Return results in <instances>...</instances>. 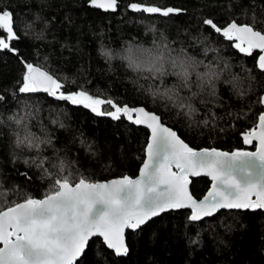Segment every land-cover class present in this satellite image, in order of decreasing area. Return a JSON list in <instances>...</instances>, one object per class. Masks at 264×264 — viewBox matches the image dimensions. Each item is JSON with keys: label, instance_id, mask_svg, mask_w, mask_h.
Returning <instances> with one entry per match:
<instances>
[{"label": "trees", "instance_id": "trees-1", "mask_svg": "<svg viewBox=\"0 0 264 264\" xmlns=\"http://www.w3.org/2000/svg\"><path fill=\"white\" fill-rule=\"evenodd\" d=\"M89 1L0 0V10L13 13L18 37L11 41L15 52L0 50L3 207L29 196L43 198L61 175V164L73 183L80 177L92 182L134 177L148 140L145 128L123 118L97 116L43 93H21L24 62L54 76L62 85L58 93L85 91L154 112L193 149L254 148L244 145L242 134L264 110L258 53L240 52L204 20L220 28L235 21L264 33V0H117L113 12L91 8ZM133 3L181 11L137 12L129 7ZM160 53L169 71L170 57L198 62L188 87L176 76L156 78L130 65L135 60L143 66ZM166 89L179 99H167ZM101 108L111 110L107 104ZM18 138L25 142L18 144ZM209 185L206 177L193 178L190 192L200 198ZM189 213L169 211L127 230V255H115L94 237L77 264H264V211L221 210L197 222L189 221Z\"/></svg>", "mask_w": 264, "mask_h": 264}, {"label": "snow or ice", "instance_id": "snow-or-ice-1", "mask_svg": "<svg viewBox=\"0 0 264 264\" xmlns=\"http://www.w3.org/2000/svg\"><path fill=\"white\" fill-rule=\"evenodd\" d=\"M90 6L115 11L117 0H90ZM129 7L162 16L181 11L136 3ZM204 24L226 39L238 41L233 46L246 55H251L253 49L264 52V33L252 25L232 22L222 29L211 19H205ZM0 30L5 33L0 37V50L15 52L11 41L18 37L13 13L8 10H0ZM167 63L171 71L165 66L164 53L150 58L143 66L130 61L136 70L150 72L161 79L173 75L188 87L198 62L191 57H170ZM258 66L264 70V55L259 56ZM24 67L21 93L43 91L57 99L83 105L97 116L106 115L112 120L126 118L146 126L150 136L146 159L136 179L125 175L108 182H92L80 177L73 183L71 174L63 175L61 164V175L55 178L42 199L29 196L7 207L0 205V264H77L94 236L102 237L117 256L127 255L125 230H135L169 209L190 208L191 221L211 216L221 208L264 209V112L260 113L258 123L243 134L246 144L257 141L255 152L196 151L165 127L159 116L142 107L118 106L112 100L94 98L85 91L57 96L62 88L57 79L30 63L24 62ZM162 95L169 100L179 99L174 89H166ZM259 102L264 105V97ZM104 104L114 111L102 110ZM187 107L192 111L191 105ZM24 142L17 140L18 144ZM28 146H32L31 140ZM201 175L209 177L212 186L197 201L188 190L189 176ZM3 195L0 193V197Z\"/></svg>", "mask_w": 264, "mask_h": 264}, {"label": "water", "instance_id": "water-1", "mask_svg": "<svg viewBox=\"0 0 264 264\" xmlns=\"http://www.w3.org/2000/svg\"><path fill=\"white\" fill-rule=\"evenodd\" d=\"M89 6H90V1H89ZM91 8H94V9H98V10H101V11H105V10H103V9H100V8H95V7H92V6H90ZM109 12H113V11H111V10H109ZM232 22H235V21H231V22H229L228 24H230V23H232ZM236 23V22H235ZM227 24V25H228ZM238 24V23H237ZM227 25H225L224 27H226ZM238 25H245V24H238ZM224 27H222V29L224 28ZM219 35H221L222 37H224L222 34H220L219 33ZM225 38V37H224ZM226 39V38H225ZM226 40H228V39H226ZM231 41H233L234 43H238V41H235V40H231ZM245 47H246V45H245ZM253 52H257L258 53V55H257V59H256V65H257V68L259 69V70H261L260 68H259V66H258V59H259V56L260 55H264V52H261L259 49H253L252 50ZM33 66H35V67H38V66H36V65H33ZM40 68V67H39ZM43 70V69H42ZM25 71H26V69H25ZM43 71H45V70H43ZM261 71H264V70H261ZM50 74V73H49ZM51 75V74H50ZM54 77V76H53ZM55 78V77H54ZM34 93H43V94H47V95H49L47 92H43V91H38V92H34ZM60 93H58L57 92V96L59 95ZM66 95V94H65ZM50 97H52V98H54V99H57L56 98V96H52V95H49ZM261 97H264V93L261 95ZM57 100H61V99H57ZM67 101V100H66ZM122 106H125V105H122ZM129 107V106H128ZM142 106H136V107H130V108H141ZM263 107H264V105H263ZM142 108H144V107H142ZM145 109V108H144ZM110 111H114V109H112L111 108V110ZM145 111H147V112H149V113H153V114H155L154 112H150V111H148V110H146L145 109ZM262 112H264V110L262 111ZM155 115H157V114H155ZM157 116H159V115H157ZM101 117H105V118H109V119H111L109 116H106V115H102ZM160 117V116H159ZM259 117V116H258ZM126 122H128V123H130V124H132V125H134V126H136V127H142V128H145L146 130H147V132H148V139H149V136H150V130L146 127V126H144V125H138V124H135V123H132V122H130L128 119H126V118H123ZM112 120V119H111ZM258 123V119H257V122H256V124ZM255 124V125H256ZM163 125L165 126V127H168L167 125H165L164 123H163ZM168 128H170V127H168ZM171 130H173L172 128H170ZM174 132H176L175 130H173ZM177 133V132H176ZM178 135V134H177ZM179 137V136H178ZM180 138V137H179ZM181 139V138H180ZM242 139H243V134H242ZM182 140V139H181ZM147 142H148V140H147ZM186 143V142H185ZM243 143H244V145L246 146V147H249L252 143H254V148L253 149H243V150H233V151H230V152H228V151H223V150H220V149H216V148H210L209 150H211V149H216L217 151H221V152H228V153H231V152H235V151H244V152H255L256 151V147H257V141H255V140H253L252 141V143H249V144H246L245 142H244V140H243ZM187 144V143H186ZM146 146H147V144H146ZM146 146H145V149H146ZM202 149H208V148H201V149H194V150H196V151H200V150H202ZM146 159V154L144 153V159H143V161H142V163H141V165L139 166V169H138V171H137V174L134 176V177H130V178H132V179H136V178H138L139 177V173H140V169H141V167L143 166V163H144V160ZM173 170H175V169H173ZM201 176H203V175H201ZM197 177H200V176H189V180H190V183H191V179H193V178H197ZM203 177H206L208 180H209V182H210V185H209V187H208V189H207V191L204 193V195L202 196V197H200V198H195L192 194H191V192H190V183H189V185H188V190H189V192H190V194L193 196V198L194 199H196L197 201H199V200H202L206 195H207V193H208V191L210 190V188H211V186H212V181H211V179L209 178V177H207V176H203ZM120 178H122V177H116V178H111V179H108V180H101V181H96V182H108V181H111V180H114V179H120ZM37 199V198H36ZM42 199V198H41ZM253 199H254V197H253ZM22 202V201H21ZM182 209H188L189 211H190V213H189V216L191 215V209L190 208H182ZM176 210H181V209H169L168 211H166V212H169V211H176ZM221 210H241V211H244V210H250V211H255V210H261V211H264V209H235V208H233V209H228V208H221V209H218L216 212H214L213 213V215H215L217 212H219V211H221ZM166 212H162L161 214H163V213H166ZM160 214V215H161ZM213 215H211V216H213ZM159 216V215H158ZM211 216H205V217H203L202 219H200V220H198V221H201V220H203V219H205V218H208V217H211ZM155 217H157V216H155ZM152 218H154V217H152ZM151 218V219H152ZM150 219V220H151ZM188 219H189V217H188ZM149 221V220H148ZM147 221V222H148ZM189 221H191L190 219H189ZM191 222H197V221H191ZM144 225V224H143ZM142 226V225H141ZM140 226V227H141ZM138 229V228H137ZM127 230H129V231H134L133 229H126L125 230V234H126V231ZM136 230V229H135ZM94 237H98V238H100L101 239V241H102V243L105 245V247L107 248V249H109L108 247H107V245L104 243V241H103V238L102 237H99V236H94ZM94 237H91L90 238V240L92 239V238H94ZM89 240V241H90ZM124 242H125V245H126V236L124 237ZM126 247H127V245H126ZM109 250H111L114 254H115V252H114V250L113 249H109ZM116 255V254H115ZM82 256V255H81ZM80 256V257H81ZM79 257V258H80ZM78 258V259H79Z\"/></svg>", "mask_w": 264, "mask_h": 264}]
</instances>
